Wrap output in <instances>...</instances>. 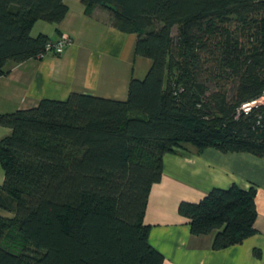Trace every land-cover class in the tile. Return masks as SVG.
I'll return each mask as SVG.
<instances>
[{"label": "trees", "instance_id": "16d2710c", "mask_svg": "<svg viewBox=\"0 0 264 264\" xmlns=\"http://www.w3.org/2000/svg\"><path fill=\"white\" fill-rule=\"evenodd\" d=\"M80 1L135 34L132 53L151 63L123 100L70 92L0 113V264H161L143 217L163 155L264 156V103L239 110L264 90V0ZM66 11L63 0H0V76L45 55L48 37L30 29ZM177 212L225 248L254 232V189L212 188Z\"/></svg>", "mask_w": 264, "mask_h": 264}, {"label": "crops", "instance_id": "0c3cea01", "mask_svg": "<svg viewBox=\"0 0 264 264\" xmlns=\"http://www.w3.org/2000/svg\"><path fill=\"white\" fill-rule=\"evenodd\" d=\"M63 2L64 17L57 23L35 21L30 35L42 33L54 42L66 34L69 41L59 54L9 66L0 76V113L33 107L42 98L62 100L70 92L123 100L130 77L141 79L149 68L148 58L132 53L135 34L112 26L106 9L94 6L87 14L80 0ZM8 133L0 126V138ZM161 165L143 217L149 225L148 242L162 255L161 264H264V156L183 145L164 154ZM2 180L0 167V184ZM232 184L254 189V232L238 244L212 249V234H190L177 206Z\"/></svg>", "mask_w": 264, "mask_h": 264}, {"label": "built area", "instance_id": "2783aa9c", "mask_svg": "<svg viewBox=\"0 0 264 264\" xmlns=\"http://www.w3.org/2000/svg\"><path fill=\"white\" fill-rule=\"evenodd\" d=\"M68 41H69L68 36L66 34H61L56 41L54 42L49 41L45 44L44 46L45 53H52V54L61 53L63 47ZM42 56L43 55H39L40 58ZM261 103H264V90L258 98L242 103L239 107V110L243 113H247L252 107H256Z\"/></svg>", "mask_w": 264, "mask_h": 264}, {"label": "rangeland", "instance_id": "374dc122", "mask_svg": "<svg viewBox=\"0 0 264 264\" xmlns=\"http://www.w3.org/2000/svg\"><path fill=\"white\" fill-rule=\"evenodd\" d=\"M173 32H174V29H173ZM0 214H5L6 215L7 213H5L3 210H0Z\"/></svg>", "mask_w": 264, "mask_h": 264}]
</instances>
